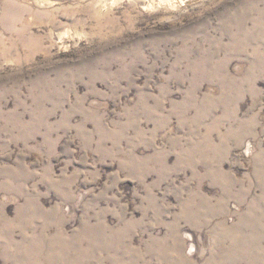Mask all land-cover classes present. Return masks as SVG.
Listing matches in <instances>:
<instances>
[{
	"label": "rangeland",
	"instance_id": "374dc122",
	"mask_svg": "<svg viewBox=\"0 0 264 264\" xmlns=\"http://www.w3.org/2000/svg\"><path fill=\"white\" fill-rule=\"evenodd\" d=\"M0 264H264V0H0Z\"/></svg>",
	"mask_w": 264,
	"mask_h": 264
}]
</instances>
